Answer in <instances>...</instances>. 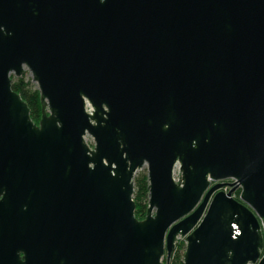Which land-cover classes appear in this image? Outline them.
Wrapping results in <instances>:
<instances>
[{
	"label": "water",
	"instance_id": "1",
	"mask_svg": "<svg viewBox=\"0 0 264 264\" xmlns=\"http://www.w3.org/2000/svg\"><path fill=\"white\" fill-rule=\"evenodd\" d=\"M179 238L264 264V0H0V264H165Z\"/></svg>",
	"mask_w": 264,
	"mask_h": 264
},
{
	"label": "trees",
	"instance_id": "2",
	"mask_svg": "<svg viewBox=\"0 0 264 264\" xmlns=\"http://www.w3.org/2000/svg\"><path fill=\"white\" fill-rule=\"evenodd\" d=\"M13 90L20 94L23 100L28 104L31 111V119L36 123L42 119V103L41 96L37 86L34 84L32 79L23 76L21 78L12 77ZM135 192L134 201L136 203V217L139 220H144L147 216L149 206V182L147 171H142L137 174L134 180ZM240 191H238L234 197L240 198ZM186 246L179 244L171 255L170 260H166L168 264H184V253Z\"/></svg>",
	"mask_w": 264,
	"mask_h": 264
},
{
	"label": "rangeland",
	"instance_id": "3",
	"mask_svg": "<svg viewBox=\"0 0 264 264\" xmlns=\"http://www.w3.org/2000/svg\"><path fill=\"white\" fill-rule=\"evenodd\" d=\"M24 76H26V78H28V79H32L31 74L29 73V71H28L27 69L25 70ZM34 84H35V83H34ZM35 85H36V84H35ZM36 86H37V85H36ZM88 110L90 111V109H88ZM86 141H87V144H89V145H91V146H92L93 143H94V141H93V139H92L91 137H88V138L86 139ZM92 149H93V147H92ZM142 171H147V170L144 169V170H142ZM142 171H140V172H142ZM140 172H139V173H140ZM180 176H181V174H180V172H179V168H177V169L175 170V179H176L177 182H179ZM230 189H233V188H230ZM230 189H228V191H229ZM183 243H184V245L186 246L185 239H183V238H179L178 241H177V244H176V248H177V246H179V244H183ZM176 248H175V249H176ZM165 259H167V258H165ZM165 259H164V263L167 264Z\"/></svg>",
	"mask_w": 264,
	"mask_h": 264
},
{
	"label": "built area",
	"instance_id": "4",
	"mask_svg": "<svg viewBox=\"0 0 264 264\" xmlns=\"http://www.w3.org/2000/svg\"><path fill=\"white\" fill-rule=\"evenodd\" d=\"M88 137H90V136H87L86 139H87ZM86 142H87V141H86ZM88 145H89V144H88ZM89 146L92 148V147L94 146V143H93L92 146H91V145H89ZM228 189H230V188L227 187V188L225 189V191L228 192Z\"/></svg>",
	"mask_w": 264,
	"mask_h": 264
},
{
	"label": "flooded vegetation",
	"instance_id": "5",
	"mask_svg": "<svg viewBox=\"0 0 264 264\" xmlns=\"http://www.w3.org/2000/svg\"><path fill=\"white\" fill-rule=\"evenodd\" d=\"M226 184H230V182L227 181ZM235 194H236V193H235ZM235 194H234V195H235Z\"/></svg>",
	"mask_w": 264,
	"mask_h": 264
}]
</instances>
